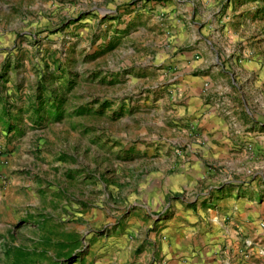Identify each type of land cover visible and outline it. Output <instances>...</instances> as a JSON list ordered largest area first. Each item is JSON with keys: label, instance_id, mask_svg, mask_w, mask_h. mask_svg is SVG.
I'll list each match as a JSON object with an SVG mask.
<instances>
[{"label": "rangeland", "instance_id": "obj_1", "mask_svg": "<svg viewBox=\"0 0 264 264\" xmlns=\"http://www.w3.org/2000/svg\"><path fill=\"white\" fill-rule=\"evenodd\" d=\"M205 21L211 43L172 36L171 25ZM227 27L243 31L264 65V0H0V129L20 142L3 219L22 264H74L128 234L132 177L151 149L193 147L175 130L183 73L252 133L237 138L248 163L209 175L191 195L264 184V137L254 132L264 124L253 118L264 88L230 62L244 43H231ZM202 57L206 67L189 72L185 61ZM191 195L180 200L189 206Z\"/></svg>", "mask_w": 264, "mask_h": 264}, {"label": "crops", "instance_id": "obj_2", "mask_svg": "<svg viewBox=\"0 0 264 264\" xmlns=\"http://www.w3.org/2000/svg\"><path fill=\"white\" fill-rule=\"evenodd\" d=\"M189 24L171 25L175 41L193 43L198 34L205 43H211L208 41L212 33L209 22H197V30ZM226 30L231 43H244V48L239 49L230 62L235 63L242 75L246 74L257 86L264 88L262 59L249 56L254 49L241 29L227 27ZM185 63L190 72L196 66L204 69L207 62L202 57ZM204 73L208 72L204 70ZM202 76L207 78L205 74ZM198 77L183 73L178 83L180 100L175 130L183 136V141L194 138L193 147L189 144L186 150L181 151L170 145L152 148L145 172L139 176L137 171L132 177L137 187L136 200H133L137 208L128 216V234L120 232L109 237L103 249H98V245L92 246L90 252L74 264H264V255L259 253L264 248V184L259 188H225L214 190L210 195H191L199 182L209 175L220 176L219 172L248 163L245 160L247 152L238 149L237 138L241 141L244 136L249 138L252 134L243 130L247 124L239 128L233 114L221 113L219 101L201 97ZM253 118L263 125L264 110L263 114L255 113ZM254 132H260L264 137V128ZM6 133L0 129V264H12L14 261L13 256L7 255V250L13 245L5 232L3 218L9 199L13 202L7 193L15 179L13 160L20 150V142L8 143ZM159 138L165 139L164 136ZM180 139L176 135L168 141L175 143ZM262 179L264 181V176ZM184 191L191 195L189 206L180 200ZM161 208L166 213H159ZM236 229L252 243L249 249L237 236ZM139 235L141 239L138 241ZM99 250L103 251L102 256L97 253ZM247 250H250L249 255H246ZM92 251L96 252L93 256Z\"/></svg>", "mask_w": 264, "mask_h": 264}, {"label": "trees", "instance_id": "obj_3", "mask_svg": "<svg viewBox=\"0 0 264 264\" xmlns=\"http://www.w3.org/2000/svg\"><path fill=\"white\" fill-rule=\"evenodd\" d=\"M7 255L9 257L13 256L14 261L12 264H22L23 259L26 258V254L23 252V249H19L14 246L7 250ZM25 264H29V261L25 260Z\"/></svg>", "mask_w": 264, "mask_h": 264}, {"label": "built area", "instance_id": "obj_4", "mask_svg": "<svg viewBox=\"0 0 264 264\" xmlns=\"http://www.w3.org/2000/svg\"><path fill=\"white\" fill-rule=\"evenodd\" d=\"M236 234L243 241V243L245 244L246 249H249V247L251 246L252 243L247 238H245L238 229H236ZM249 252H250V250H247V254L246 255H249ZM259 253L261 255H264V248L260 249Z\"/></svg>", "mask_w": 264, "mask_h": 264}]
</instances>
